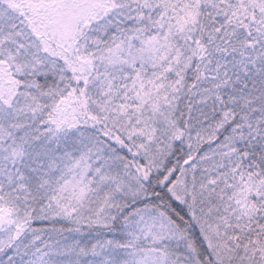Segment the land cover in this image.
<instances>
[{
  "label": "snow or ice",
  "instance_id": "obj_1",
  "mask_svg": "<svg viewBox=\"0 0 264 264\" xmlns=\"http://www.w3.org/2000/svg\"><path fill=\"white\" fill-rule=\"evenodd\" d=\"M0 264H264V0H0Z\"/></svg>",
  "mask_w": 264,
  "mask_h": 264
}]
</instances>
